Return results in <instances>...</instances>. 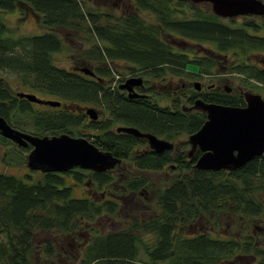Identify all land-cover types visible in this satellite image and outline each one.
I'll return each instance as SVG.
<instances>
[{"label":"trees","instance_id":"trees-1","mask_svg":"<svg viewBox=\"0 0 264 264\" xmlns=\"http://www.w3.org/2000/svg\"><path fill=\"white\" fill-rule=\"evenodd\" d=\"M121 1L130 4L133 10L115 17L88 6L87 0H0V71L15 75L33 91L50 94L62 105L73 107L34 110L27 100L17 101L7 81L0 78V99L7 102L0 103V114L7 119L15 111L33 115L36 132L74 135L84 118L74 109L75 105L99 103L108 105L116 120L124 121L126 117L142 126L152 125L161 133L175 126L179 134H190L196 130L192 123H199V117L193 119V114L184 111L180 103L174 119L168 113L169 108H158L159 111L149 108L154 110L149 111L129 103L119 92H107L111 85L104 80L112 76L113 66L129 63L130 72L151 69L155 75L163 76L167 72L183 73L182 68L192 63L200 67L201 73H212L216 64L212 56L227 54V59L232 56L235 59L230 72L264 84V68L250 62L253 52L264 53V21L227 23L228 18L215 15L205 3ZM14 11L24 18L29 12L39 16L45 31L36 35L16 34L4 17ZM58 28L75 36L76 41L82 39L89 44L75 56L70 53L75 62L73 69L58 67L54 62V54L69 49ZM168 36H176L181 42L207 43L206 54L193 59L188 53L175 50L167 42ZM84 66L93 67L96 76L74 69ZM207 99L227 105L244 103L242 96L225 92H212ZM101 148L124 157L132 150V147ZM183 148L180 147L181 151ZM181 151L175 156L167 152L134 158L138 168L152 170L176 160L178 176L163 187L157 198L161 211L150 219L133 221L121 230L93 234L80 250L78 264H242L244 258H260L258 264H264V249L251 234L228 238L219 228L221 221L214 219L223 212L244 219L264 216V155L233 171H207L194 168V161ZM71 171L41 173L33 178L0 173V236H3L0 264H29L37 231L74 236L83 224L87 227L104 212L113 214L119 208L118 201L112 198L74 197L67 180L72 173L77 181L89 178L102 189L113 182L110 172ZM146 182L142 177L133 178L125 180L122 187L140 191ZM203 218L211 222L214 219L212 227L194 230V225ZM141 249L149 262L139 260ZM43 252L45 257L53 258L57 249L47 242Z\"/></svg>","mask_w":264,"mask_h":264},{"label":"rangeland","instance_id":"rangeland-1","mask_svg":"<svg viewBox=\"0 0 264 264\" xmlns=\"http://www.w3.org/2000/svg\"><path fill=\"white\" fill-rule=\"evenodd\" d=\"M264 1V0H262ZM207 4V8L211 9V5ZM87 5L90 7H95L102 11V13L112 14L115 17L119 16L123 12H131L133 8L132 6H128V3L121 0H87ZM117 6V8L115 6ZM114 7V8H113ZM212 11V9H211ZM148 17L147 14L144 12L141 13ZM5 20L7 19L8 25H10L19 35H36L41 34L45 31V29L41 28L39 22V16L29 14L24 18L23 15L19 11L9 12L4 14ZM226 19V18H224ZM249 19H257L259 21H264L263 16H253L249 15L246 17H236L232 19H226L227 23L228 20H232L236 23V25H240L242 22L249 20ZM63 29L58 28L57 32L62 35L64 42L68 45L66 51H61L54 54V62L58 67L66 68V69H73V65L75 62L71 60V54L75 56V53H79L83 47H88V43H84L82 39L80 41H76L75 36L67 35L66 31ZM62 32V33H61ZM86 42V41H85ZM167 42L173 46L175 50H179L181 52H186L189 56L193 59H196L197 56H203L206 54L205 48L207 43H203L202 45L196 42H181L178 37L168 36ZM216 52V51H215ZM213 55V59L215 60L217 67H214L212 78L221 81V87L223 88L224 85L230 86L235 93H242L240 90L241 81L245 78V76L236 74V72H230V67L235 64V59L232 56L227 59L226 55ZM228 56H230L228 54ZM264 53H259L257 51L253 52L251 55V63L258 64L260 62ZM119 63H122L121 67H117ZM115 68L119 71L123 72L124 74L129 73V64L119 62ZM87 68H91L90 66H84ZM81 68V67H80ZM189 69L198 72V66L195 64L190 63L188 66ZM118 73V71H115ZM200 72V71H199ZM217 74V76H216ZM176 77L180 75H175ZM168 77V76H166ZM0 78H3L7 81L10 85L12 92L16 93L18 91H31L34 93H38V95L43 96V98H54L50 94L41 92V91H33V89L29 88L28 86H24L21 81L15 75L11 73L0 71ZM169 78V77H168ZM166 80V79H165ZM220 83V82H218ZM244 83V82H243ZM8 85V86H9ZM243 85V84H242ZM242 91L251 90L256 93H260L264 97V84L251 79L248 81V84L243 85ZM188 92V91H187ZM183 102L181 101V104ZM32 108L37 110V106L41 110L51 111L53 107H47L46 105H37L36 103H31ZM87 105V104H85ZM101 109V108H99ZM57 110V109H54ZM38 111V110H37ZM45 112V111H43ZM13 116L10 119L12 124L18 125L21 129L27 132H33L35 130L34 126V116L28 114H19L15 111L12 113ZM100 115H102V111L100 110ZM87 120H84V124ZM86 125V124H85ZM87 127H84L86 129ZM186 136V135H185ZM182 136L181 138H184ZM87 138V137H86ZM1 143H4L2 141ZM186 148V147H185ZM189 148H186L188 150ZM19 151V155L22 157L20 158L19 163L15 162L16 153ZM27 152L18 150V147L14 144H8L7 147H0V172L7 173V174H19L23 175L24 173H29L34 176L36 174L30 170L26 165V156ZM3 157V159H2ZM20 157V156H19ZM19 159V158H18ZM2 160H7V163H3ZM114 179L110 186L107 187L106 192L112 197H115L116 200H119V210L113 216L107 214H101L97 218L94 219L87 227L85 224L80 226L75 234L77 236H73L72 234H57L53 232H43L37 231L34 236V241L36 243L35 251L30 254L29 256V264H78V260L80 257L79 248L92 239L93 234L97 232H109V231H117L121 230L124 227L131 225L133 219H141L142 217H150L155 213H159L161 211L160 206L158 205V195L162 191L165 185H168L172 180L176 178L178 172L176 170H172L169 166L165 169L160 170H151V171H140L137 170L134 166L130 164V162H123L119 167H116L114 170L111 171ZM132 176H142L147 178L148 185L147 188L141 194L137 196H129L125 194L123 190L124 181ZM68 182L72 181L71 178L67 179ZM96 187L94 185L89 186L88 194H91L97 200L102 199L101 197V190L100 192H94ZM73 196L74 197H82L79 189V186H73ZM124 191V192H123ZM216 220L221 221L220 230L226 237L235 236V237H243L247 233H250L254 236L255 243L260 245L264 249V216L262 218H247L244 219L240 215H231L227 212H223L218 216H215ZM213 219V221H214ZM213 221H207L206 219L198 221L194 225V230L197 228L200 230H204L206 228H211ZM74 234V235H75ZM78 236H80L78 238ZM3 237V236H0ZM148 239L150 236H146ZM2 239V238H1ZM86 241V243H84ZM47 242H51L57 249V252L54 253L53 258H47L44 256L43 249ZM84 243V244H83ZM139 260L146 263L149 262L146 253L143 252L141 249L138 256ZM47 259V260H46ZM256 262L254 264H258L260 258L257 259H250L244 258L242 260V264H252V262ZM159 264H168L167 262H160Z\"/></svg>","mask_w":264,"mask_h":264},{"label":"water","instance_id":"water-1","mask_svg":"<svg viewBox=\"0 0 264 264\" xmlns=\"http://www.w3.org/2000/svg\"><path fill=\"white\" fill-rule=\"evenodd\" d=\"M194 4L209 3L212 12L221 18H236L239 16H264V1L262 0H181ZM86 75H95L92 68H75ZM142 83L141 78L135 82ZM128 80L123 86H127ZM199 89V82L195 83ZM132 92L131 87L128 88ZM227 90H230L229 88ZM20 97L52 107L61 105V101L41 99L35 93H19ZM135 97L137 94H129ZM246 106L206 103L197 99L194 108L207 113V120L195 133L189 136L190 155L199 145L202 154L197 158L195 168L207 171H233L243 167L256 157L264 155V98L257 93L244 94ZM69 107V106H68ZM73 108V107H69ZM87 114L97 118L94 108H88ZM119 130L149 138L157 153L173 149V144L157 138L151 133H142L134 127H119ZM0 130L2 134L20 145L27 142L33 144V149L27 156V165L31 169L42 172H66L73 168L106 172L121 163V158L109 150L96 147L84 137H75L67 133L53 136H35L12 127L0 114Z\"/></svg>","mask_w":264,"mask_h":264},{"label":"flooded vegetation","instance_id":"flooded-vegetation-1","mask_svg":"<svg viewBox=\"0 0 264 264\" xmlns=\"http://www.w3.org/2000/svg\"><path fill=\"white\" fill-rule=\"evenodd\" d=\"M128 6H130V4H128ZM241 17H246V16H241ZM117 64H115V66ZM121 64L122 63H119L117 65V67H121L122 66ZM115 66H113V68H112V76H107V77H105V80H104L105 84L110 83L109 85H111V87L108 90H106L107 92H119V94L124 95L126 98H128L130 100L129 103H131L135 106L140 105L141 107L144 106L145 108H148V109L153 108L155 110L158 108H160V109L169 108L170 112H168V113L174 119L177 118L176 117L177 116L176 111L178 109V107H177L178 103L181 104V101H182L183 103L181 104V108L184 111H187L189 113L191 112L193 114V119H195V117L196 118L199 117V123H192V125L196 126V128H195L196 130L190 134H187L185 132L182 134L181 133L179 134L178 131L176 130L175 126L168 128L166 130H162L163 133H161L160 130L154 128L152 125L149 127L148 126L147 127L142 126V125H139L138 123L134 122V120L131 121V120L127 119L126 117L124 118V121L116 120L115 114L111 113L108 105L102 106L99 103H94V104L86 103L87 105H85V104L75 105L74 109L81 112V114L84 118H82V122L80 123V127L76 130V132H74V135H72L70 133H67V134H70L71 136H75V137H84V138L87 137L86 139H88L90 142H92L96 147H99L100 149H103L101 147H132L131 153L128 154L127 156L124 157V156L116 155L117 157L121 158V163L119 165H117L116 167H119L123 162H130V164L132 166H134L137 170L145 171V172L151 171L152 169H140V168H138L134 162V158H136L137 156H140V155H148V154L163 155L167 152H171V156H175L179 151H181L180 147H184L182 149L183 151H181V152L186 155L188 160L194 161L193 164H194V168H195V163L197 161V158L202 154V151L199 148L200 146L197 145L196 147H198V148L193 152V154L192 155L189 154V152L191 151V147H193L191 145V143L189 142V136L191 134L195 133L197 130H199V128L207 120V113L206 112L194 108L195 101L197 99L201 98L206 103L223 104V103H220L217 101H210L207 99V97L212 92H225L228 94H236V95L242 96L244 99V103L241 104V107H243V106H246V100H245L244 94L246 92L256 93V92H253L251 90L242 91V90H244L243 85L244 84L246 85V83L248 84V81L251 79H254V78H250L249 80H245V79H247L245 77L241 81V85H240V87H241L240 90L242 93L237 94L233 91V89L230 86L224 85V87L222 88L221 87V81H218V80L212 78L211 75L213 73V70H212V73H201V72H199L200 67L198 66L199 71L195 72L194 70H191L188 68L189 64H187L185 68H182L183 73H174V72L168 73L167 72L163 76L155 75L154 72L152 73L151 69H143V70H139L137 72H130V69H129V73L124 74L123 72L116 69ZM217 66L218 65L215 64V67H217ZM257 66L264 68V56L262 57L260 62L258 61ZM129 67H131L130 64H129ZM75 68H79V67H74V69ZM91 68L93 69V67H91ZM77 71H79V70H77ZM93 71H94V69H93ZM115 71H118V73H116ZM175 75H180V76L176 77ZM94 76H96V73ZM166 76H168L169 78ZM216 76H217V74H216ZM137 78H141L142 83H138V81L135 82V79H137ZM128 80H130V82L127 84V86H123ZM196 82H199V89H197L195 87ZM218 82H220V83H218ZM8 85L9 84L7 83L8 89L11 91V94L13 95V97L16 98L17 101L27 100L30 104L36 103L37 105H46L47 107H52V106L47 105V104H40L37 102L30 101L27 98L20 97L18 94L21 92H23V93H34V92L18 91L16 93H13L10 85L9 86ZM130 87L132 89V92H129L130 90L128 88H130ZM228 88L230 90H227ZM130 93H132L134 95L137 94V96L130 97L129 96ZM35 94L38 97H40L41 99H52V98H43V96L38 95V93H35ZM257 94H260V93H257ZM261 96L263 97V95H261ZM54 100H56V99H54ZM0 103L1 104H7L6 101L1 100V99H0ZM62 103L63 102L61 101V105L57 106V107L64 106L65 108H69V107H67L68 105L66 103L63 105H62ZM225 105H227V104H225ZM235 106H238V105H235ZM53 108H55V107H53ZM88 108H94L96 110V112H97V118L96 119H92L87 114ZM99 108H101V109H99ZM36 109L38 111H46V110H41L39 108V106H37ZM100 110L102 111V115H100ZM149 111H154V110L149 109ZM158 111H159V109H158ZM12 113H15V112H11V114L9 116L10 119L13 116ZM153 113L155 115H160V114H158V112H156V113L153 112ZM10 119L6 118L7 122L12 127L20 129L22 131H25V130L21 129L18 125L12 124ZM85 119L87 120V122L85 123L86 125L84 124ZM142 119H145V118H142ZM144 121H142V122H144ZM196 121H197V119H196ZM84 127H87V128L84 129ZM119 127H134L136 129L140 130L142 133H151L159 139L171 142L173 144L174 148L171 150H165L161 153H157L154 149L151 148L153 146L151 145L149 138L144 137V136H137L133 133L119 130L118 129ZM25 132H27V131H25ZM27 133H29L31 135H35V136H40V137H42V136H50L51 137L53 135H60L62 133H66V132L53 134V135L49 134V133L42 134L39 131H37V132L33 131V132H27ZM168 133L171 135L168 136L167 135ZM182 136H185V137L181 138ZM111 140H113V141L110 142ZM2 141H4V143H1ZM8 144H14V145H16V147H18V150L27 152V154L25 156L26 165H27V156L31 152V150L33 149V147H34L33 144L31 142H27L26 145H20V144L16 143L15 141H13L12 139L4 136L0 130V147H7ZM185 147L189 148V149L186 150ZM103 150H106V149H103ZM109 151H111V150H109ZM18 152L19 151H17V153H16V159H15V162H17V164L19 163L20 158L22 157L21 155H19ZM2 159H3V157H2ZM175 161L176 160L174 159L171 163L169 162V163H167L168 165H163V167L160 169H165L167 166H169L172 170H176L175 169L176 168V162ZM2 162L7 163L8 161L2 160ZM27 167H28V165H27ZM116 167H114L113 169L108 170L106 172H110V174L112 175L111 171L114 170ZM29 169L32 170V172H34L36 175L41 174V173H47V172H42L41 170H35V169H31V168H29ZM74 169H81V168H73V169H71L72 171L71 170H68V171L73 172ZM160 169H155V170H160ZM82 170H85L87 172H94L92 170H86V169H82ZM68 171H66V172H68ZM0 173H2V172H0ZM57 173H65V172H57ZM3 174H7V173H3ZM11 175H15L17 177H24V178L26 176H31L33 178V176H34L32 174H29V173H24L23 175H19V174L18 175L17 174H11ZM69 176H70L69 178L72 179V181H70L72 187L73 186H79V189L82 190V191H80L82 197H88V196L92 197V195L88 194L87 192L89 190V186L94 185V187H96V190L94 192L97 193V192H100V190L102 192L101 193L102 199H100V200H104L105 198H112V199L116 200L115 197H112L113 196L112 194L110 195L108 192H106L107 187L110 186L111 184L105 185L102 187V189H100V188H97V185L95 183H93L89 178H87L83 182H79L74 177H72V173H70ZM138 177H142V176H132V177L127 178L126 180L138 178ZM142 178H145V177H142ZM145 179L147 181V178H145ZM147 185H148V181L146 182V186L143 187L140 191H127L125 188H123V190L125 191L126 195L128 194L129 196H131V195L137 196L138 194H141L142 192H144V190L147 188ZM117 201L119 203V200H117ZM119 205H120V203H119ZM118 210H119V208L117 210H115V212L113 214L104 212L103 215L107 214V215L113 216L117 213ZM157 214L158 213H155L150 217H145V218L142 217L141 219H133L132 221L150 219ZM201 220H204V218ZM201 220H199V221H201ZM246 235H250V233H247ZM74 236H77V235H74ZM84 243H86V241ZM83 247H84V245L81 246L79 249L82 250ZM80 250H79V252H80Z\"/></svg>","mask_w":264,"mask_h":264}]
</instances>
